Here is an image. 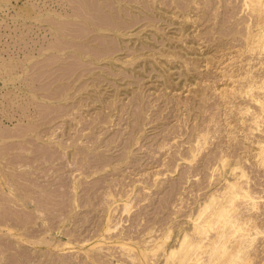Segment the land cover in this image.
I'll return each mask as SVG.
<instances>
[{"label":"rangeland","instance_id":"374dc122","mask_svg":"<svg viewBox=\"0 0 264 264\" xmlns=\"http://www.w3.org/2000/svg\"><path fill=\"white\" fill-rule=\"evenodd\" d=\"M81 1L0 0V264H167L239 166L262 264L264 114L241 78L264 86L254 4L121 0L94 19Z\"/></svg>","mask_w":264,"mask_h":264},{"label":"bare ground","instance_id":"6f19581e","mask_svg":"<svg viewBox=\"0 0 264 264\" xmlns=\"http://www.w3.org/2000/svg\"><path fill=\"white\" fill-rule=\"evenodd\" d=\"M99 0H84L81 1L82 4L84 5L83 9H86L88 12L90 11L92 17L94 19H98V16L96 14V11H98V4L101 7V9L103 11H106V7H109L110 10L113 9V4L114 3H119V1L121 0H107V4H103V3H98ZM140 0H133V2H137L139 3ZM178 0H176V3H180ZM181 1V0H180ZM185 1V0H183ZM182 1V2H183ZM88 2V3H87ZM144 2V0H143ZM156 2V1H154ZM182 2L180 3V6L182 4ZM186 2V1H185ZM189 1H187L188 3ZM194 2L197 3V1L194 0ZM208 2V1H207ZM224 2V1H223ZM245 2L247 4H249L250 2L254 4V8L252 5L249 4V6H252V11L254 10V12H257V17L259 18V22L257 25V29H254L251 31H248V33L246 35H243L244 37L246 36L247 41H250V49L249 50H253L254 48L257 47H262V49L264 50V0H245ZM135 3V4H137ZM142 3V1H141ZM140 3V4H141ZM201 3V2H200ZM209 3V2H208ZM207 3V5H208ZM147 4V3H145ZM179 4H176V7ZM185 6H183L184 8H186L188 5L184 3ZM187 5V6H186ZM202 5V4H201ZM148 6V5H147ZM166 7V6H164ZM167 8V7H166ZM180 8V7H179ZM189 8V7H188ZM187 8V9H188ZM203 8V7H202ZM205 8V7H204ZM168 9V8H167ZM177 9V8H176ZM209 9V8H208ZM119 10V9H118ZM147 10V9H146ZM180 10V9H179ZM182 10V9H181ZM148 11V10H147ZM150 11V10H149ZM178 11V10H177ZM185 11V10H184ZM183 11V12H184ZM187 11V10H186ZM152 12V11H151ZM150 12V13H151ZM204 12V11H203ZM208 12V10H207ZM255 12V13H256ZM120 14L122 13L121 10L119 12ZM185 13V12H184ZM189 13V12H188ZM254 13V14H255ZM208 14V13H207ZM253 14V13H252ZM253 14V15H254ZM124 15V13H123ZM148 15V14H147ZM151 15V14H150ZM184 15V14H183ZM187 15V14H186ZM111 16V15H110ZM188 16V20H189V15ZM112 17V16H111ZM126 17V15H125ZM150 18V17H149ZM160 18V17H159ZM191 18V17H190ZM93 19V20H94ZM102 21L105 19V17H101ZM152 19V18H151ZM161 19V18H160ZM108 20V19H107ZM124 20V19H123ZM258 20V19H257ZM96 20H94L95 22ZM112 21V19H111ZM93 22V25L96 24ZM109 22V21H108ZM127 22V21H125ZM104 23L107 26V23L104 21ZM113 23V22H112ZM192 23V22H191ZM109 24V23H108ZM116 24V23H115ZM237 24V23H236ZM238 25V24H237ZM248 25V24H247ZM118 26V28L120 27L119 25H115ZM108 27H110L108 25ZM112 27V26H111ZM227 27V26H226ZM237 27V26H235ZM239 27V26H238ZM247 28V27H246ZM245 28V30H246ZM114 29V28H113ZM232 29V28H231ZM236 30V29H235ZM233 32V31H232ZM243 32V31H242ZM246 33V31H244ZM238 33V30H237ZM234 34V33H233ZM237 35H240L239 33ZM234 36V35H233ZM236 36V33H235ZM241 36V35H240ZM242 37V38H244ZM238 40V39H237ZM116 41V40H115ZM113 40L112 43L115 42ZM115 44V43H114ZM119 44V43H118ZM61 46V45H60ZM116 46V45H115ZM110 48V47H109ZM242 79H246L248 82L246 84L245 87H248L247 89L245 87H243V89L245 88L246 90H243L244 92L246 91L247 94H249V96H252L254 100V102L256 104H258L259 109L258 111H260V113L258 112L253 119V123L255 125L259 126V121L262 116V114H264V98H261L260 96H256L255 93H253L254 88H264V86L262 85H258L255 86V84L258 82V79H255L254 77H250L249 74H245L243 77H241ZM64 88V87H63ZM66 89V87L64 88ZM228 89V88H227ZM226 91V89H224ZM233 90V89H232ZM238 90V89H237ZM236 90V91H237ZM242 89L238 90V92H236L237 94L242 93L243 91H241ZM229 91V90H228ZM227 92V91H226ZM243 92V93H244ZM245 94V95H247ZM251 97V98H252ZM69 98V97H68ZM250 98V99H251ZM65 100V99H64ZM142 110V108H141ZM140 110V111H141ZM144 111V110H143ZM139 113V111H138ZM264 116V115H263ZM139 117V116H138ZM141 117V115H140ZM139 117V118H140ZM137 118V117H136ZM143 118V117H141ZM140 118V119H141ZM259 119V121H258ZM263 119V117H262ZM140 121V120H139ZM142 121V119H141ZM262 121V120H261ZM139 124V123H138ZM204 135H201V133H199L198 137L200 139V137H203ZM205 137V136H204ZM193 141V140H192ZM191 142V141H190ZM198 146H205L206 145V139L202 138V140H198ZM193 144V143H192ZM194 145V144H193ZM195 146V145H194ZM252 146V145H251ZM256 149H255V156L257 159V163L259 167H264V140L257 142ZM8 147V146H7ZM11 147L9 146V150ZM15 149V147H14ZM3 150V149H2ZM6 150V148H5ZM5 150H3L5 152ZM201 150V149H200ZM1 151V150H0ZM16 152V151H15ZM201 152V151H200ZM8 153V151H7ZM12 153V152H11ZM18 153V152H17ZM2 153H0L1 155ZM9 155V154H8ZM15 156V155H14ZM14 156L11 155V157L14 158ZM18 156V155H16ZM4 157V156H3ZM6 157V156H5ZM9 157V156H8ZM7 157V159H9ZM10 157V158H11ZM20 157V155H19ZM4 159V158H3ZM5 159V160H7ZM16 159V158H15ZM18 159V158H17ZM4 160V161H5ZM11 161V160H10ZM16 161V160H15ZM3 162V161H2ZM14 162V160H13ZM6 163V161H5ZM12 163V162H11ZM17 163V162H16ZM14 164V163H13ZM29 164V163H28ZM27 164V165H28ZM17 165V164H16ZM15 166V165H14ZM238 166V165H237ZM2 168V167H1ZM34 168V167H32ZM11 169V168H10ZM13 169V168H12ZM243 169V168H242ZM3 170V169H2ZM32 170V169H31ZM4 171V170H3ZM8 172V171H7ZM18 172V171H17ZM21 173V171L19 172ZM4 174V173H3ZM2 174V175H3ZM24 174V173H23ZM230 174L233 176L231 180H226L225 182V186L223 188V191L220 193V198L218 199L217 194H212L210 195V199L207 200L208 202L205 203L201 209L202 212H204L205 210L210 208V211L208 212V214H206V216L201 219L200 221H198V219H196V221L198 222H194V226L192 228L193 233V237H190L191 233H187L185 232V234H182V239H180V243L177 245V248H173L172 250H170V252L168 251L167 256H165V259L167 260L166 263L167 264H252V261H254L255 257H258L261 254V250L259 252V250H256L257 246L255 243H253L255 240V237H253L254 233L258 234V222H257V218L255 217V215L257 216V214H255L254 216L250 214V211H252V209L254 208L255 211V207L257 206V201H256V197L255 195L253 196L249 187V182H248V177H247V173L244 170H240V166L239 167H232L230 169ZM9 175V174H8ZM20 175V174H19ZM11 176V175H10ZM18 176V174H17ZM24 176V175H23ZM19 177V176H18ZM21 177V175H20ZM14 178H16L14 176ZM227 179V178H225ZM1 180V179H0ZM3 180V179H2ZM0 182V185H4V183ZM11 180V179H10ZM19 180V179H18ZM17 180V181H18ZM21 180V179H20ZM19 180V182H20ZM4 181V180H3ZM9 181V180H8ZM8 181L7 184H8ZM224 181V179H223ZM15 182V180H14ZM10 183V182H9ZM11 184V183H10ZM13 185V184H12ZM11 185V186H12ZM17 185H19V183H17ZM8 186V185H7ZM1 187V186H0ZM17 187V186H16ZM15 187V189H16ZM3 189V188H2ZM18 189V188H17ZM1 190V189H0ZM45 191V190H44ZM51 191V189H50ZM63 191V190H62ZM65 191V190H64ZM63 191V192H64ZM49 192V190L47 191ZM53 192V191H52ZM172 192V189L171 191ZM14 193V192H13ZM57 193V192H56ZM43 194V193H42ZM48 194V193H47ZM65 194V193H64ZM63 194V195H64ZM45 195V194H44ZM50 195V194H49ZM55 195V194H53ZM52 195V196H53ZM60 195V194H59ZM57 195V198H59L60 196ZM3 196V195H2ZM1 196V197H2ZM42 196V195H41ZM41 196L39 197L40 199ZM59 196V197H58ZM65 196V195H64ZM63 196V199H64ZM45 197V196H44ZM49 197V196H48ZM46 198V197H45ZM55 198V197H53ZM1 199H7V198H1ZM48 199H51L48 198ZM61 199V197L59 198ZM47 200V199H46ZM53 200V199H51ZM77 200V199H76ZM165 200V199H164ZM10 201V200H9ZM54 201V200H53ZM39 202V201H38ZM41 202V201H40ZM39 202V203H40ZM46 202V201H44ZM50 203V201H48ZM56 202V201H55ZM58 202V201H57ZM60 202V201H59ZM2 203V202H1ZM47 203V202H46ZM45 203V205H46ZM52 203V201H51ZM63 203V200H62ZM68 203V200H67ZM66 203V204H67ZM55 204V203H54ZM69 204V203H68ZM63 205V204H62ZM213 205V207H212ZM54 206V205H53ZM58 206V205H57ZM60 206V203H59ZM64 206V205H63ZM62 206V207H63ZM41 207V206H40ZM45 207V206H44ZM56 207V206H55ZM61 207V206H60ZM70 207V206H69ZM258 208V207H257ZM49 209V208H48ZM62 209V208H61ZM200 211L198 212V214L202 213ZM261 209V208H260ZM1 210V209H0ZM52 210V208H51ZM55 210V209H54ZM63 210V209H62ZM56 211V210H55ZM65 211V210H63ZM257 211V210H256ZM53 212V211H51ZM57 212V211H56ZM62 212V211H60ZM66 212V211H65ZM249 212V213H248ZM58 213V212H57ZM56 213V215H57ZM25 214V213H24ZM64 214V213H63ZM63 214H61V217L63 216ZM203 214V213H202ZM253 214V213H252ZM263 215V213H261ZM47 215V214H46ZM55 215V216H56ZM259 215V214H258ZM54 216V217H55ZM60 216V215H59ZM199 216V215H198ZM198 218V217H197ZM200 218V216H199ZM29 219V218H28ZM260 219V217H259ZM33 220V219H31ZM56 220V219H55ZM60 220V218H59ZM108 220V219H107ZM29 221V220H26ZM51 221V220H50ZM30 223V221H29ZM32 224V222H31ZM108 228V227H107ZM212 229H214V233L212 235H209L208 232L211 231ZM110 228L107 229V231H109ZM212 233V232H211ZM184 235V236H183ZM103 237V236H102ZM45 238V237H44ZM43 238V239H44ZM153 241L150 240V242H154V240L156 239H152ZM182 240V241H181ZM48 240H46L45 238V242L47 243ZM51 241V240H49ZM48 241V242H49ZM44 242V241H43ZM45 243V244H46ZM155 243V242H154ZM49 244V243H48ZM160 243H155V245L159 246ZM162 244V243H161ZM153 245V244H152ZM154 245V246H155ZM258 245V244H257ZM264 245V244H263ZM53 247V246H52ZM57 247V246H56ZM123 247V246H122ZM161 247V245H160ZM261 247V246H260ZM159 248V247H158ZM153 249L155 250V247H153ZM263 249V248H262ZM140 251V250H139ZM146 250H142L141 253H145ZM157 252V251H156ZM126 253V252H125ZM140 253V254H141ZM127 254V253H126ZM125 254V255H126ZM149 254V252H148ZM153 254V253H152ZM263 254V253H262ZM51 255V254H50ZM149 256V255H148ZM152 256V255H150ZM264 256V255H262ZM34 258V257H33ZM145 258V257H144ZM261 258V257H260ZM32 259V258H31ZM258 259V258H257ZM263 261L261 262L262 264H264V257L262 259ZM20 261V260H19ZM17 261V262H19ZM32 261V260H31ZM56 261V260H55ZM63 261V260H62ZM60 261V262H62ZM256 261V260H255ZM260 261V260H259ZM95 263V262H94ZM256 263V262H255ZM253 263V264H255ZM22 264V262H21ZM98 264V263H97ZM100 264V263H99ZM257 264H260L257 262Z\"/></svg>","mask_w":264,"mask_h":264}]
</instances>
